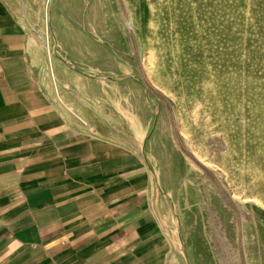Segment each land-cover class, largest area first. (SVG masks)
I'll return each instance as SVG.
<instances>
[{"label":"rangeland","instance_id":"rangeland-1","mask_svg":"<svg viewBox=\"0 0 264 264\" xmlns=\"http://www.w3.org/2000/svg\"><path fill=\"white\" fill-rule=\"evenodd\" d=\"M19 1L69 122L147 157L180 264H264V0Z\"/></svg>","mask_w":264,"mask_h":264},{"label":"crops","instance_id":"crops-1","mask_svg":"<svg viewBox=\"0 0 264 264\" xmlns=\"http://www.w3.org/2000/svg\"><path fill=\"white\" fill-rule=\"evenodd\" d=\"M24 6L0 0V264H180L147 157L69 122Z\"/></svg>","mask_w":264,"mask_h":264}]
</instances>
